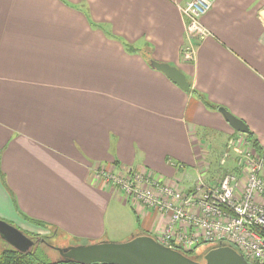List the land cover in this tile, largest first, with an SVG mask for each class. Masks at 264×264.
<instances>
[{
    "label": "crops",
    "instance_id": "obj_1",
    "mask_svg": "<svg viewBox=\"0 0 264 264\" xmlns=\"http://www.w3.org/2000/svg\"><path fill=\"white\" fill-rule=\"evenodd\" d=\"M185 1L0 0V219L89 243L119 230L156 238L166 219L99 187L95 171L186 191L198 174L216 184L237 173L236 152L223 154L240 133L150 61L177 68L264 147V0H212L187 62Z\"/></svg>",
    "mask_w": 264,
    "mask_h": 264
},
{
    "label": "built area",
    "instance_id": "obj_2",
    "mask_svg": "<svg viewBox=\"0 0 264 264\" xmlns=\"http://www.w3.org/2000/svg\"><path fill=\"white\" fill-rule=\"evenodd\" d=\"M212 0H187L178 5L184 23L186 43L183 61H191L194 44L208 36L202 18ZM236 152L237 173L225 172L216 184L202 174L189 190H176L150 173L95 171L99 187L121 191L132 206H141L166 219L157 242L181 252L203 245H230L250 264H264V147L255 149L245 135L227 143L223 158ZM174 165V164H172ZM177 166V165H174Z\"/></svg>",
    "mask_w": 264,
    "mask_h": 264
},
{
    "label": "water",
    "instance_id": "obj_3",
    "mask_svg": "<svg viewBox=\"0 0 264 264\" xmlns=\"http://www.w3.org/2000/svg\"><path fill=\"white\" fill-rule=\"evenodd\" d=\"M150 67L161 72L183 92H188L190 85L184 74L166 63L150 61ZM226 122L238 133L246 135L244 123L225 109L219 110ZM0 240L19 253H28L35 241L21 230L0 219ZM65 261L78 264H250L233 247L225 244L213 246L203 258V262L185 256L181 251L165 247L147 234L131 235L123 242L102 240L69 248H57Z\"/></svg>",
    "mask_w": 264,
    "mask_h": 264
},
{
    "label": "trees",
    "instance_id": "obj_4",
    "mask_svg": "<svg viewBox=\"0 0 264 264\" xmlns=\"http://www.w3.org/2000/svg\"><path fill=\"white\" fill-rule=\"evenodd\" d=\"M92 26L95 27L94 24H92ZM124 48H126L125 50L128 52H135L136 51L135 49L130 47V45H127V44H124ZM188 92H190L193 96H195L196 99H198L205 106V108L208 110H212V111H216V112L220 113L219 110L224 109L223 107L210 104L197 91L190 90ZM245 136L249 139V141L252 143V145L254 146L255 149H260V146L258 145L257 140L252 139V135L249 132ZM1 177L3 180V175H1ZM24 220L33 224L34 226L48 230L50 232V235L38 236L36 234L27 233V232L21 230L27 237H29L30 239L35 241L33 248L28 253H19V252L13 250L11 247L7 246L4 242H2V244L0 246V264H78V263H75L73 261H65L60 256L58 257V259H55L54 257L52 258L51 255H49L50 251L56 252V250L49 247V245H51L49 243V239L54 238L58 234V230L56 228L50 227V226H48L44 223H41L39 221H33V220H30L27 218H24ZM211 246H214V245H211ZM208 247H210V246L206 245V246H204L198 250H204L205 249V252H206L208 250L207 249ZM182 253L185 256L193 259L191 257V254L193 253V251H190L188 253L187 252H182Z\"/></svg>",
    "mask_w": 264,
    "mask_h": 264
},
{
    "label": "rangeland",
    "instance_id": "obj_5",
    "mask_svg": "<svg viewBox=\"0 0 264 264\" xmlns=\"http://www.w3.org/2000/svg\"><path fill=\"white\" fill-rule=\"evenodd\" d=\"M106 33L107 34H109V36H113L112 35V33L110 32V31H106ZM128 45V44H127ZM134 48H136V47H134ZM124 49H126V48H124ZM194 98H196L195 96H193ZM223 140H225L224 138H223V136H221V139L220 138H218L217 139V144L218 145H220V143L221 142H223ZM118 211H119V208H118ZM131 215V214H130ZM115 217V216H114ZM121 219H123V221H125V218L122 216V218ZM5 221V220H4ZM120 221V220H119ZM5 222H7V223H9L10 225H12L10 222H8V221H5ZM106 222H108V219H106ZM118 232H120L121 233V231L119 230ZM120 233H118V234H116V235H109L108 236V241H111V242H123V241H125V240H127V239H121V238H124L123 237V235H121ZM37 235V234H36ZM46 235H50V232L49 231H43L42 232V235H38V236H46ZM73 239V238H72ZM49 243L52 245V246H55V247H57V248H69V247H72V246H75V245H85V244H88L89 243V241H87V240H84V239H73V240H69V239H67V238H64V237H62L61 235H58V236H55L54 238H51V239H49ZM1 244H2V241L0 240V246H1ZM204 246H206V245H203V246H200L198 249H200V248H202V247H204ZM230 246V245H229ZM213 246H210V247H208L207 249L208 250H210L211 248H212ZM198 249H196V250H194L193 251V253L191 254V257L194 259V260H196L197 259V261H201V262H203L204 260H203V258H204V256L206 255V253L208 252V250L205 252V249L204 250H198ZM50 254L49 255H51L52 256V258L54 257L55 259H58V257H59V254L57 253V251L56 252H52V251H50L49 252ZM188 253V252H187ZM189 258V257H188ZM54 259V260H55Z\"/></svg>",
    "mask_w": 264,
    "mask_h": 264
}]
</instances>
